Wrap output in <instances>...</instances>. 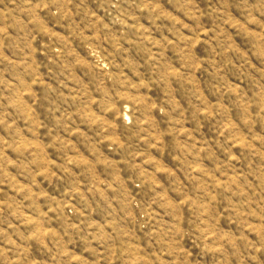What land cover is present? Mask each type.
Wrapping results in <instances>:
<instances>
[{
    "label": "rangeland",
    "instance_id": "374dc122",
    "mask_svg": "<svg viewBox=\"0 0 264 264\" xmlns=\"http://www.w3.org/2000/svg\"><path fill=\"white\" fill-rule=\"evenodd\" d=\"M0 264H264V0H0Z\"/></svg>",
    "mask_w": 264,
    "mask_h": 264
}]
</instances>
